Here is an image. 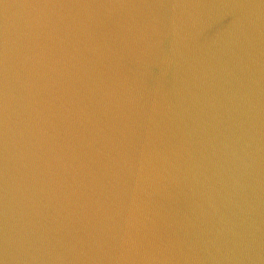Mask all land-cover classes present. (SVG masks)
<instances>
[{"label": "water", "instance_id": "water-1", "mask_svg": "<svg viewBox=\"0 0 264 264\" xmlns=\"http://www.w3.org/2000/svg\"><path fill=\"white\" fill-rule=\"evenodd\" d=\"M0 264H264V0H0Z\"/></svg>", "mask_w": 264, "mask_h": 264}, {"label": "snow or ice", "instance_id": "snow-or-ice-1", "mask_svg": "<svg viewBox=\"0 0 264 264\" xmlns=\"http://www.w3.org/2000/svg\"><path fill=\"white\" fill-rule=\"evenodd\" d=\"M8 63V40L0 37V152L4 146L5 129L7 126V96L6 87V68ZM2 174V169H0Z\"/></svg>", "mask_w": 264, "mask_h": 264}]
</instances>
